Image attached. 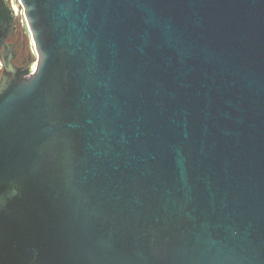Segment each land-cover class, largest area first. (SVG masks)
Segmentation results:
<instances>
[{"label": "water", "instance_id": "95a60500", "mask_svg": "<svg viewBox=\"0 0 264 264\" xmlns=\"http://www.w3.org/2000/svg\"><path fill=\"white\" fill-rule=\"evenodd\" d=\"M19 1L0 264H264V0Z\"/></svg>", "mask_w": 264, "mask_h": 264}, {"label": "rangeland", "instance_id": "374dc122", "mask_svg": "<svg viewBox=\"0 0 264 264\" xmlns=\"http://www.w3.org/2000/svg\"><path fill=\"white\" fill-rule=\"evenodd\" d=\"M12 1L13 0H10L11 4H12ZM16 3L19 5V7H23L20 3L19 0L16 1ZM17 27L18 28H21L22 32H23V37H26V49H28L29 45H30V36H29V33H28V28H27V25H26V20L24 19L22 13H19V14H16V26H15V32L17 30ZM31 49L32 48V45H31ZM32 53H33V56H34V59H35V53L34 51L32 50ZM35 61V60H34Z\"/></svg>", "mask_w": 264, "mask_h": 264}, {"label": "bare ground", "instance_id": "6f19581e", "mask_svg": "<svg viewBox=\"0 0 264 264\" xmlns=\"http://www.w3.org/2000/svg\"><path fill=\"white\" fill-rule=\"evenodd\" d=\"M16 1L17 0H13L12 1V6H13V9H14V13L15 14H19V13H22V15H23V17H24V19H25V15H24V9H23V7L21 8V7H19V5L16 3ZM22 5V4H21ZM26 20V19H25ZM26 25H27V23H26ZM27 28H28V26H27ZM28 33H29V36H30V43H31V45H32V50L34 51V53L36 54V50H35V48H34V41H33V38H32V36H31V33H30V31H29V29H28ZM34 64H36V59H35V61H34Z\"/></svg>", "mask_w": 264, "mask_h": 264}, {"label": "flooded vegetation", "instance_id": "af4514ba", "mask_svg": "<svg viewBox=\"0 0 264 264\" xmlns=\"http://www.w3.org/2000/svg\"><path fill=\"white\" fill-rule=\"evenodd\" d=\"M15 26H16V22H15V25H14L13 30L11 31V33L9 34V36H8V38H7V40H6L7 42L12 43V44H14V43H13V41L10 40V37H11L12 33L14 32ZM2 55H3V54H2V52H1V53H0V57H1ZM16 59H17V53H16V56H15V58H14L13 60L16 61ZM17 65L20 66V67H23V65H19V64H17ZM3 70H4V64H3V62H2V58H0V77H1V74H2Z\"/></svg>", "mask_w": 264, "mask_h": 264}]
</instances>
